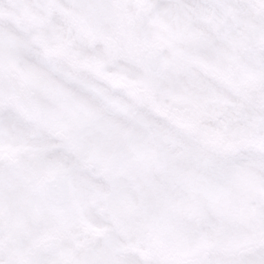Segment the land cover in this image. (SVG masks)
<instances>
[{
    "label": "snow or ice",
    "instance_id": "1",
    "mask_svg": "<svg viewBox=\"0 0 264 264\" xmlns=\"http://www.w3.org/2000/svg\"><path fill=\"white\" fill-rule=\"evenodd\" d=\"M0 264H264V0H0Z\"/></svg>",
    "mask_w": 264,
    "mask_h": 264
}]
</instances>
